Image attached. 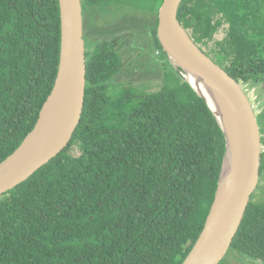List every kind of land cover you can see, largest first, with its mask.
<instances>
[{
	"label": "trees",
	"instance_id": "16d2710c",
	"mask_svg": "<svg viewBox=\"0 0 264 264\" xmlns=\"http://www.w3.org/2000/svg\"><path fill=\"white\" fill-rule=\"evenodd\" d=\"M162 3L84 0L155 15L153 49L169 63L157 37ZM178 19L236 82L264 83V0H183ZM60 49L59 0H0V164L35 127ZM121 63L105 43L86 54L84 111L70 144L0 195V264H183L197 243L225 135L180 68L157 91L119 82L113 96ZM256 117L264 180V106ZM230 252L264 264V200L250 201Z\"/></svg>",
	"mask_w": 264,
	"mask_h": 264
},
{
	"label": "water",
	"instance_id": "95a60500",
	"mask_svg": "<svg viewBox=\"0 0 264 264\" xmlns=\"http://www.w3.org/2000/svg\"><path fill=\"white\" fill-rule=\"evenodd\" d=\"M183 0H163L158 12L157 37L170 61L204 80L217 93L199 92L213 112L226 116L229 136L214 203L204 229L183 264H220L243 222L258 188L262 141L257 117L240 84L191 40L178 19ZM61 51L53 90L38 121L21 145L0 164V195L28 180L64 151L80 123L86 93V46L81 0H59ZM210 94V95H209ZM214 108V109H213ZM232 117H231V116ZM53 128V137L48 136ZM228 159V160H227ZM228 161V162H227ZM227 180V187L223 186ZM225 194L220 196L221 189Z\"/></svg>",
	"mask_w": 264,
	"mask_h": 264
},
{
	"label": "rangeland",
	"instance_id": "374dc122",
	"mask_svg": "<svg viewBox=\"0 0 264 264\" xmlns=\"http://www.w3.org/2000/svg\"><path fill=\"white\" fill-rule=\"evenodd\" d=\"M94 12L95 18L92 17V13H90L89 15H87V18L89 19L85 17L84 21L85 26L83 28V36L86 45H90V47H88V53H92V46L95 48L96 42L104 40L99 38V36L102 38H110V36L119 32L120 30L122 31H120V34H117V36H119L123 40L126 39L125 42H128L131 39L128 43V47L138 46V49H136L135 52H132L134 50L131 51L134 57L137 56L136 53L139 50H143V57H140L138 53L137 63L133 66H130L132 69L136 68L135 71H139V69L141 68L140 65H142V70L139 74L126 77V74L132 73L129 72L130 68H127L128 72L125 71L123 73L124 76H121L120 78H118L119 74L115 76L113 78V87L111 90V94H113V96L115 95V93H117V86H115L114 84L125 81L126 84L131 83V85L135 87V90L139 89L141 92L157 91L162 87L164 83V76L166 72L168 73L173 71L174 69L175 71L176 69H179L176 64H173L170 61V59L169 63L168 60H161V57H163V52L161 56L157 57L158 50L153 49L155 48V46L152 42V31L154 30L157 22V18L155 15L147 13L143 14L122 7L111 8L109 10L94 9ZM133 12L139 15V18H137L136 20L132 18L135 15V13ZM133 31L136 32L138 36L137 38L135 37L136 34ZM140 33L141 35H139ZM92 36H97L98 38H91L89 44V38ZM214 57L215 56H212V58ZM215 61L220 65L223 64L222 60L215 59ZM125 63L128 62L125 61ZM179 74L184 80L186 79L185 72L182 69L181 71H179ZM240 86L249 99L255 115L258 116V113L261 112L262 107L264 106V83H255L250 81L242 82L240 83ZM262 104L263 106H261ZM251 200L256 202H262L264 200V180L262 178L259 180L258 188L252 195ZM224 259L226 261V264H259L240 254L231 252H227Z\"/></svg>",
	"mask_w": 264,
	"mask_h": 264
},
{
	"label": "flooded vegetation",
	"instance_id": "af4514ba",
	"mask_svg": "<svg viewBox=\"0 0 264 264\" xmlns=\"http://www.w3.org/2000/svg\"><path fill=\"white\" fill-rule=\"evenodd\" d=\"M81 3H82V17H83V28H84V26H85V22H84L85 21V17L87 18V15H89L90 13H92V17L95 18V16H94L95 15L94 9L95 10H97V9L96 8H91L90 6H86L84 4V0H81ZM97 18H100V17H97ZM132 18L136 20L137 18H139V15H137L135 13L134 17H132ZM87 19H89V18H87ZM120 31H122V30H120ZM119 32L113 34L112 36H110V38L109 37L102 38V37L99 36V38L104 39V40L103 41H100V42H96V45L94 44L95 45V48L98 45H101L102 43H105L106 46L108 47L109 51H112L113 53H116L119 56V59H120V61L122 63H121V68L119 69V71L115 75V76H117L119 74V77L118 78H120L121 76H124L123 73L125 71L128 72L127 68H130V71L129 72H132V73L126 74L125 75L126 77L127 76H130V75L133 76V75L139 74L140 71L142 70V67H143L142 65H140L141 68L139 69V71H135L136 68L135 69H132L130 66H133V65H135L137 63V61H138V53H139V56L140 57H143V50H139L136 53L137 56L134 57V55H133L132 52H135L136 49H138V46L128 47V43H129V41L131 39L128 42H125L126 39L123 40L119 36H117V34H120ZM133 32L136 34L135 31H133ZM139 35H141V33ZM135 37L136 38L138 37L137 34H136ZM91 38H98V37L97 36L90 37L89 38V44H90ZM85 46H86V54H87L88 53V47H90V45L87 46L86 43H85ZM95 48L92 46V49H93L92 52L95 50ZM132 50H134V51H132ZM161 55H162V53L158 51L157 52V57L158 56H161ZM125 61H127L128 63H125ZM127 64H129V65H127ZM133 71H135V72H133Z\"/></svg>",
	"mask_w": 264,
	"mask_h": 264
},
{
	"label": "bare ground",
	"instance_id": "6f19581e",
	"mask_svg": "<svg viewBox=\"0 0 264 264\" xmlns=\"http://www.w3.org/2000/svg\"><path fill=\"white\" fill-rule=\"evenodd\" d=\"M185 77L187 78V80L199 91V92H205L207 93L205 90H208V92L212 95H216V91L213 90L204 80H202L199 77L194 76L192 73L186 71ZM209 94V95H210ZM214 109V108H213ZM213 112L215 113V115L217 116L221 127H223V130L226 132V134L229 136V124H228V120L226 119V116L224 115H220L215 109L213 110ZM231 116V115H230ZM232 117V116H231ZM50 135L48 136V143H50L52 137H53V128L51 129V132L49 133ZM228 160V159H227ZM228 162V161H227ZM223 186H225V188L227 187V180L224 181ZM225 188L223 187L221 189V194L220 196H223L225 194Z\"/></svg>",
	"mask_w": 264,
	"mask_h": 264
}]
</instances>
